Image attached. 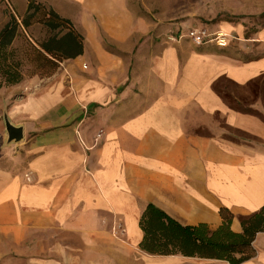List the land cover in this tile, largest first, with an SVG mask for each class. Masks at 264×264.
I'll return each mask as SVG.
<instances>
[{"label":"crops","instance_id":"1","mask_svg":"<svg viewBox=\"0 0 264 264\" xmlns=\"http://www.w3.org/2000/svg\"><path fill=\"white\" fill-rule=\"evenodd\" d=\"M37 1L73 23L83 53L0 87V264H230L150 254L139 219L153 203L216 229L226 208L239 233L264 205V121L212 89L264 74V27L237 47L192 48L153 31L142 0ZM250 106L264 116V96ZM4 107L21 144H2ZM252 246L239 264H264V231Z\"/></svg>","mask_w":264,"mask_h":264},{"label":"trees","instance_id":"2","mask_svg":"<svg viewBox=\"0 0 264 264\" xmlns=\"http://www.w3.org/2000/svg\"><path fill=\"white\" fill-rule=\"evenodd\" d=\"M26 1L24 13L10 12L0 28V87L18 84L28 77H49L62 61L83 53L84 37L68 18L37 0ZM230 17L237 19V16ZM258 30L243 38H250ZM181 33L177 30L170 35L178 38ZM222 82L240 86L224 76L213 82V91L228 106L257 115L264 121L262 114L245 104L246 97L240 100L232 98L227 92V84L222 85ZM259 85L261 91L264 74L241 88L255 95ZM219 214L222 223L216 229L209 228L205 223L185 225L155 204L148 203L139 219L144 233L140 247L150 254L213 258L230 264H239L252 257L255 235L264 231V205L256 212L240 216L242 231L239 233L231 230L233 214L228 209L221 208Z\"/></svg>","mask_w":264,"mask_h":264},{"label":"rangeland","instance_id":"3","mask_svg":"<svg viewBox=\"0 0 264 264\" xmlns=\"http://www.w3.org/2000/svg\"><path fill=\"white\" fill-rule=\"evenodd\" d=\"M142 1L146 5L142 9L143 13L149 17V20L155 26L152 30L161 35H170L177 30H181L184 33L192 28H206L210 32L226 33L229 35L228 43L234 41V46L237 47L238 40H236V37L247 36L258 28L264 27V0ZM20 2L21 0H0V28L7 20L10 12L18 14L17 9L19 8L17 4ZM230 16H237V19H233ZM184 41L183 43L188 44L187 46L195 47L190 39H184ZM224 84H227V92L231 96L242 94L243 89L222 82V85ZM259 87L260 85L255 95L246 93L245 104L247 106H250L259 94L264 96V85L261 91ZM219 122L220 126L224 128L225 124L223 121L219 119ZM198 131L209 134L206 129H200ZM225 136L237 137V134L230 130L225 133ZM22 142L14 144H21Z\"/></svg>","mask_w":264,"mask_h":264},{"label":"built area","instance_id":"4","mask_svg":"<svg viewBox=\"0 0 264 264\" xmlns=\"http://www.w3.org/2000/svg\"><path fill=\"white\" fill-rule=\"evenodd\" d=\"M182 37L189 38L196 45L214 43L218 46L224 47L228 44L229 35L223 32H210L206 28H192L179 34L177 39Z\"/></svg>","mask_w":264,"mask_h":264},{"label":"water","instance_id":"5","mask_svg":"<svg viewBox=\"0 0 264 264\" xmlns=\"http://www.w3.org/2000/svg\"><path fill=\"white\" fill-rule=\"evenodd\" d=\"M3 123L5 126V133L3 136V145L18 143L23 141V126L21 124H15L10 119L6 107L3 109Z\"/></svg>","mask_w":264,"mask_h":264}]
</instances>
